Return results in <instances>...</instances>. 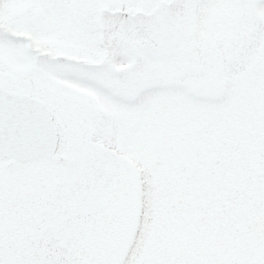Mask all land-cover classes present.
Returning a JSON list of instances; mask_svg holds the SVG:
<instances>
[{"label": "snow or ice", "instance_id": "6c2138e0", "mask_svg": "<svg viewBox=\"0 0 264 264\" xmlns=\"http://www.w3.org/2000/svg\"><path fill=\"white\" fill-rule=\"evenodd\" d=\"M0 264H264V0H0Z\"/></svg>", "mask_w": 264, "mask_h": 264}, {"label": "rangeland", "instance_id": "374dc122", "mask_svg": "<svg viewBox=\"0 0 264 264\" xmlns=\"http://www.w3.org/2000/svg\"><path fill=\"white\" fill-rule=\"evenodd\" d=\"M65 44V41L62 40V38L59 35L46 33L42 34L38 38V42L35 45V47L38 48V50L41 53L47 52L48 55L54 56L56 55V49L62 47ZM66 85H69V82H64ZM70 86V85H69ZM58 133H59V139L57 143L56 151L51 154L52 161L57 166H65L68 164H71V157L69 153L66 151L65 148V130L63 126L57 127ZM86 141L92 140L94 142H97L101 145H97L102 150L109 152V151H115L118 147L116 135L113 133L111 135H106L101 133L97 129H91L89 130L87 136L85 137ZM95 145V144H94ZM106 146L109 148V151L104 148Z\"/></svg>", "mask_w": 264, "mask_h": 264}, {"label": "water", "instance_id": "95a60500", "mask_svg": "<svg viewBox=\"0 0 264 264\" xmlns=\"http://www.w3.org/2000/svg\"><path fill=\"white\" fill-rule=\"evenodd\" d=\"M55 141H54V145H53V148H52V151H51V153H53L54 151H55V148H56V142H57V135H56V133H55Z\"/></svg>", "mask_w": 264, "mask_h": 264}, {"label": "flooded vegetation", "instance_id": "af4514ba", "mask_svg": "<svg viewBox=\"0 0 264 264\" xmlns=\"http://www.w3.org/2000/svg\"><path fill=\"white\" fill-rule=\"evenodd\" d=\"M36 49L38 50V48L36 47ZM39 51V50H38ZM40 52V51H39ZM41 53V52H40ZM41 54H44V55H48L47 54V52H46V54L45 53H41ZM48 56H50V55H48ZM58 131V130H57ZM58 135H59V133H58Z\"/></svg>", "mask_w": 264, "mask_h": 264}]
</instances>
